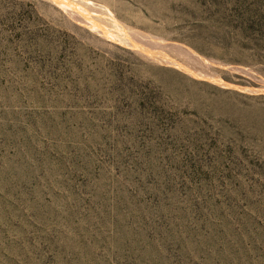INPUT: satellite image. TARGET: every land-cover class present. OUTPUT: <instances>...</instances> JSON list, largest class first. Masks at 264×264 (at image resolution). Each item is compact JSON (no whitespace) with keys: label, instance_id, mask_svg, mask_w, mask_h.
I'll use <instances>...</instances> for the list:
<instances>
[{"label":"rangeland","instance_id":"374dc122","mask_svg":"<svg viewBox=\"0 0 264 264\" xmlns=\"http://www.w3.org/2000/svg\"><path fill=\"white\" fill-rule=\"evenodd\" d=\"M86 1L0 56V264H264V0Z\"/></svg>","mask_w":264,"mask_h":264},{"label":"trees","instance_id":"16d2710c","mask_svg":"<svg viewBox=\"0 0 264 264\" xmlns=\"http://www.w3.org/2000/svg\"><path fill=\"white\" fill-rule=\"evenodd\" d=\"M38 2L0 0V56L11 54L15 46L34 44L38 48L36 51L46 55L49 61L65 58L67 47L60 40L66 33L40 17ZM148 102H142V107Z\"/></svg>","mask_w":264,"mask_h":264},{"label":"bare ground","instance_id":"6f19581e","mask_svg":"<svg viewBox=\"0 0 264 264\" xmlns=\"http://www.w3.org/2000/svg\"><path fill=\"white\" fill-rule=\"evenodd\" d=\"M79 1H81V2H83V3H86V5H88V3H90V2H88V1H86V0H79ZM62 2H63V4H64V8H66L67 10H68V12H70V13H73L74 11L75 12H77L78 14H81L82 15V17H84V18H86L89 22H87L86 21V23L88 24V25H90V26H92V27H101L102 29H103V33H105V35L106 34H108L107 33V31L102 27V26H99L98 24H96L94 21H90L89 19V16L87 15V13H86V10H84L85 8L84 7H82V8H84V9H82V8H79V6H78V4H77V0H62ZM80 4V3H79ZM93 4V3H92ZM82 6H83V4H81ZM96 8H98V7H96ZM124 34H120V37H119V41H121V42H125L126 41V38H128L129 36H127L125 33L127 32L126 30H125V28H123V27H120L119 28ZM121 32V33H122ZM130 38V37H129ZM129 42H131L130 43V45H132V46H134L135 44L132 42V39L130 38L129 39ZM154 42H156V43H158V44H160V45H168V46H176V47H179L177 44H170V43H166V42H163V41H154ZM140 50H142V51H144V53L146 52V53H148V54H150L151 56H153V57H155V58H159V59H164V60H166L167 62H169V63H172V64H174V65H176L177 67H179V68H181L182 70H184V71H186V72H188V73H190V74H193V75H196L197 77L198 76H201V77H208V76H206L205 74L206 73H203L202 71H198V70H196V69H193V68H191L190 66H187V65H185V64H181V63H179V62H177L172 56L170 57L169 55H167V54H165V52L163 53V52H152L151 50V52L150 51H147V50H144V48H143V46H137ZM146 47V46H145ZM182 47V46H181ZM148 49V48H147ZM183 49H185L191 56H192V58H194L195 59V61L197 62V63H199L201 66H203V67H206V68H208V66L209 65H212L213 63H211L210 61H208L207 59H204V58H202V57H200V56H198V55H196V54H194V53H192V51H190L189 49H187V48H183ZM173 58V59H172ZM161 62V61H160ZM210 69V68H209ZM239 71V70H238ZM208 75V74H207ZM213 76V75H212ZM200 78V77H199ZM210 78V77H209ZM203 79V78H202Z\"/></svg>","mask_w":264,"mask_h":264},{"label":"water","instance_id":"95a60500","mask_svg":"<svg viewBox=\"0 0 264 264\" xmlns=\"http://www.w3.org/2000/svg\"><path fill=\"white\" fill-rule=\"evenodd\" d=\"M169 43H170V42H169ZM166 50H168V51H170V52H178V53H180V54H182V55H185V56L190 60L193 69H196V70H198V71L200 70V71H202L203 73L205 72L201 67H199V66L197 65V63L192 59V57H191L188 53H186V51H184L181 47L170 46V47H168V49H166ZM211 63H214V62L211 61Z\"/></svg>","mask_w":264,"mask_h":264}]
</instances>
